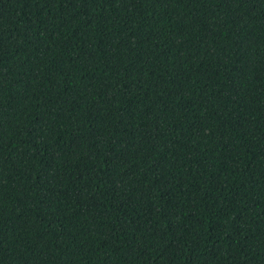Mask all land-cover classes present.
I'll return each mask as SVG.
<instances>
[{"label":"trees","instance_id":"obj_1","mask_svg":"<svg viewBox=\"0 0 264 264\" xmlns=\"http://www.w3.org/2000/svg\"><path fill=\"white\" fill-rule=\"evenodd\" d=\"M0 264H264V0H0Z\"/></svg>","mask_w":264,"mask_h":264}]
</instances>
